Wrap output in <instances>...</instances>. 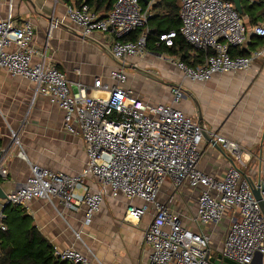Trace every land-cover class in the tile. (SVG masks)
Here are the masks:
<instances>
[{
  "label": "built area",
  "instance_id": "2783aa9c",
  "mask_svg": "<svg viewBox=\"0 0 264 264\" xmlns=\"http://www.w3.org/2000/svg\"><path fill=\"white\" fill-rule=\"evenodd\" d=\"M150 17L139 0H116L103 18L88 5L66 6L67 21L83 37L111 36V54L124 62L146 56ZM180 19L181 36L206 55L204 64L196 68L175 62L190 82L203 84L217 75L245 72L255 61L264 60V46L248 56L232 57V51L247 46L252 37L264 40V24L251 26L230 2L180 0ZM58 25L56 21L54 26ZM138 30L144 32L136 41H123ZM175 37L172 31L160 42L172 47ZM34 40V25L18 24L10 6L8 16L0 21V69L33 84L34 100L48 98L64 111V129L82 138L87 161L77 175L31 165L25 184L0 200L1 232L7 230L6 206L26 208L36 200L58 201L70 212H84L89 226L107 199H123L142 203L128 207L125 223L139 225L154 208L153 220L143 233L149 264H214L211 260L219 255L234 264H252L258 255L264 256V215L255 195L258 190L264 202V167L261 164L257 174L249 172L251 153L214 133L210 137L230 152L233 162L221 179L203 172L204 130L179 108L186 98L182 85L171 88L169 104L144 100L127 85L129 76L119 66L107 81L96 78L90 90L70 82L50 61L48 41L44 50H38ZM10 132L11 147H0L2 178L8 176V163L15 155L26 159L18 134ZM167 181L176 191L185 185L200 190L193 222L210 233L189 229L158 202ZM222 223L229 227L218 251L214 240ZM53 255L69 264H104L73 248L54 246Z\"/></svg>",
  "mask_w": 264,
  "mask_h": 264
},
{
  "label": "crops",
  "instance_id": "0c3cea01",
  "mask_svg": "<svg viewBox=\"0 0 264 264\" xmlns=\"http://www.w3.org/2000/svg\"><path fill=\"white\" fill-rule=\"evenodd\" d=\"M231 4L234 6L233 3ZM147 5L151 16L149 30H156L158 25L162 28L173 27L171 31L181 27L180 18L178 25L174 26L171 22L166 0H153ZM241 5L243 15L246 16L251 26L264 24V0H241ZM10 6L18 24L28 21L34 25V46L38 50H44L45 43L49 42L48 56L50 61L67 76L70 82L80 83L91 90L96 78L107 81L110 74L119 67L111 54L114 45L112 37L96 34L91 39L84 38L78 29L67 21V5L60 0H0V21L8 16ZM56 21L59 23L58 26H54ZM151 46V50L147 51L146 58L133 59L128 62L131 64L150 63L157 60L162 61V57L175 58L177 59L176 62L181 59L169 55L165 51L158 53L154 50L152 42ZM263 46V39L252 37L247 46L234 50L231 54L232 57H237V54L242 51L249 54ZM172 64L173 72L174 69L178 70L175 62ZM156 66L162 67L161 63ZM162 68L165 74L169 76V66L164 65ZM235 75L237 76L235 77ZM181 76L180 81L179 77L174 76L173 73L171 85H168L169 96L161 89L158 101H153L145 96L146 91L133 89L129 83L127 85L144 100L167 104L172 99L171 88L182 85L199 102L203 111L205 128L207 132L209 130L208 134H219L250 152L252 162L249 172L257 174L261 164L264 167V124L259 131L260 128H257L259 125L244 126L238 124V120H235L239 117L238 114L232 119L227 120L226 118L232 108L234 97L239 100L247 97L242 92L236 91L241 86L245 90L246 88L251 89L248 100L259 112L264 111V60L255 61L248 71L217 75L203 84L186 80L182 73ZM230 76L234 77L231 78ZM33 90V84L20 78H14L7 71L0 69V134L2 136L0 147H11L10 130H13L18 133L26 155L25 160L15 155L8 163V176L6 178L0 177V188L6 195L25 184L31 173V165H38L67 175H77L86 166L87 156L83 140L81 137L73 136L65 131L64 111L58 105L52 104L48 98L40 96L34 100ZM222 97L224 100L222 101L223 108L220 116H224V119L218 118V114L217 117L212 116L214 113L212 108L209 107L207 110L203 103L206 102L215 107L216 104L212 101L217 103L218 98L222 100ZM179 108L187 116L197 121V108L192 99L187 100L185 98ZM249 133L253 136L250 137ZM219 147L220 149L216 148L205 139L203 144L204 157L200 169L212 177L221 179L232 165L233 156L221 146ZM199 192L200 190L192 189L188 185L176 191L172 182L167 181L160 191L158 202L167 205L170 211L178 215L189 229L210 233L207 227H199L193 222L197 214ZM132 204L135 206L142 205L141 202L131 203L123 199H107L89 226L85 223L84 212H70L58 201L50 203L46 200H36L31 202L25 210L33 218L34 224L41 234L53 246L60 249H76L90 259H97L104 264H149L150 249L143 242V233L153 220V207L148 212L150 213L149 221L145 220L144 217L145 219L141 220L139 226L134 224L129 227L117 223L118 226H115L116 239L113 240L115 243L113 246H104L101 242L102 239L100 243L99 240L97 243L94 241L99 237L105 238L102 233L99 237L95 234L106 229L107 224L112 223V214L124 216ZM121 227H126V232L130 234L131 239L127 235V240L124 241L119 234ZM83 239L90 242L91 250L85 249Z\"/></svg>",
  "mask_w": 264,
  "mask_h": 264
},
{
  "label": "trees",
  "instance_id": "16d2710c",
  "mask_svg": "<svg viewBox=\"0 0 264 264\" xmlns=\"http://www.w3.org/2000/svg\"><path fill=\"white\" fill-rule=\"evenodd\" d=\"M66 5L82 6L88 5L90 9L105 17L112 9L116 0H60ZM144 8H147L153 0H139ZM180 0H166V6L170 12V20L175 25L180 22ZM159 6V5H158ZM156 6V7H158ZM151 17L148 22V28ZM173 27L162 28L157 26L156 30H149L147 51L151 50V42L154 50L158 53L167 52L174 57H180V61L188 67L196 68L204 64L206 55L190 46L180 34V28L174 29L176 37L173 46L167 47L160 42L161 35L170 33ZM150 29V28H149ZM143 30H138L125 38L123 41H136ZM172 32V31H171ZM153 50V48H152ZM242 51L237 56H248ZM1 146V142H0ZM3 220L7 227L5 232L0 231V264H69L60 262L53 255V245L45 238L33 218L27 214L25 208L8 206L4 210Z\"/></svg>",
  "mask_w": 264,
  "mask_h": 264
},
{
  "label": "rangeland",
  "instance_id": "374dc122",
  "mask_svg": "<svg viewBox=\"0 0 264 264\" xmlns=\"http://www.w3.org/2000/svg\"><path fill=\"white\" fill-rule=\"evenodd\" d=\"M147 54L148 52L146 53V56L145 58L147 57ZM162 61L160 60H157L155 62H145V63H138V67L141 68L142 70H145L151 74H153L154 76H157L159 78H161L164 83H160V82H157L155 80H152L150 78H147L146 76H143L141 75L139 72H137L136 70L132 69V68H126V74L129 77V85L131 87H133V89H136V90H144L146 91L145 93V96L151 98L153 101H158L160 99V90L162 89V91H164L166 93V95L169 96V88H168V85H171L170 82H171V76L173 75L174 73V76L177 75L179 78V80L181 81V73L179 72V70H175L174 69V72H173V64L174 62H176L177 59H173V58H167V57H162L161 58ZM144 60V59H143ZM158 63H161L162 67L164 65H168L169 68H170V77L167 76L165 74V71L163 70L162 67H158L156 65H158ZM133 64V63H132ZM164 64V65H163ZM155 66V67H154ZM172 73V75H171ZM238 75V74H237ZM235 75V77L237 76ZM231 78L234 77V76H230ZM238 93L242 92L244 94V96H247L246 98L243 97L242 99H238L237 97H234V100H233V103H232V110L230 109V113L228 114L227 116V120L229 118H234L235 115H239L238 118H235V120L237 119L238 120V124L240 125H244V126H247V125H251V126H258L257 128H260L259 131H261V128H262V125L264 124V114L263 112H259L256 107L250 103V101L248 100V96L251 94L250 91L251 89L250 88H243L242 86L240 88H238L236 90ZM188 100V99H187ZM224 100V97H222V100L218 98V102H214V100L212 101V103H215V107H213V105L211 106L210 104L206 103V102H203L204 103V106L207 107V110L209 109V107L212 108V112H214L212 114V116H216L217 117V114H218V118L220 119H224L225 117L224 116H220V112H221V109L223 108V104H222V101ZM237 100V101H235ZM210 105V106H209ZM15 132V131H14ZM16 134H18L17 132H15ZM208 133H209V130H208ZM19 136V135H18ZM249 136H253V134L251 135V133H249ZM256 151V149H255ZM113 215V218H112V223L111 224H107L106 225V229L102 230L101 232H97L95 235L97 237H99V235L102 233L105 235V238L103 239V237H99L96 238L95 243H97V241L100 243V240L102 239L103 241V245L104 246H107V247H111L113 246L115 243V239H116V234H115V226L117 227V223H120V224H125V225H128L129 227L133 226V224H130V223H125L124 221V217L125 215H118V214H112ZM150 213H148L146 216H145V220L149 221L150 219ZM144 220V221H145ZM141 224V223H139ZM145 225V224H144ZM139 226V225H137ZM140 227H142V225H140ZM229 227V223H222L220 225V227L218 228V234L214 240V243L217 245V250L219 251L220 247H221V243H222V240H223V237L225 235V233L227 232V229ZM119 234L121 235V237L124 239V241H126V237L128 235V237H130L131 239V236L130 234H127L126 232V227H121L120 230H119ZM87 239H83V243L85 245V249L89 248L91 250V246H90V242L86 241ZM114 240V241H113ZM94 243V244H95ZM100 248V247H99ZM88 250V249H87ZM87 252V251H86ZM88 253V252H87Z\"/></svg>",
  "mask_w": 264,
  "mask_h": 264
},
{
  "label": "water",
  "instance_id": "95a60500",
  "mask_svg": "<svg viewBox=\"0 0 264 264\" xmlns=\"http://www.w3.org/2000/svg\"><path fill=\"white\" fill-rule=\"evenodd\" d=\"M227 2H230V3H233L234 6H235V9L240 13V14H243V9H242V5H241V0H225ZM81 34V33H80ZM86 39H91V37H84ZM115 61L117 62V64L120 66V67H123V68H132L134 70H136L137 72H139L141 75L143 76H146L147 78H150L152 80H155L157 82H160V83H164V81L157 77V76H154L153 74L145 71V70H142L141 68H139L138 66H135L129 62H124V61H121V60H117L115 59ZM184 92L186 94V98L187 99H192L194 104L196 105V108H197V111H196V114H197V122L199 123V125L202 127V129L204 130V137L206 140L210 141L216 148L220 149V147L218 146V144H216L213 139L210 137V135L208 134L206 128H205V123H204V117H203V111L201 109V106L199 104V102L192 97V95L190 94V92H188L187 90L184 89ZM255 195H256V198L260 201V205H261V208H262V212H263V215H264V202L261 200V196H260V192L258 190H255ZM7 199V195L4 194L2 192V189L0 188V200H6ZM7 207V206H6ZM214 264H234L232 263L231 261L227 260V259H223L221 255H219L217 257V259H212L211 260ZM252 264H264V256L263 255H258L254 262Z\"/></svg>",
  "mask_w": 264,
  "mask_h": 264
},
{
  "label": "bare ground",
  "instance_id": "6f19581e",
  "mask_svg": "<svg viewBox=\"0 0 264 264\" xmlns=\"http://www.w3.org/2000/svg\"><path fill=\"white\" fill-rule=\"evenodd\" d=\"M131 221H132V222H134V223H136V222H137V220H136V219H134V218H133V219H131Z\"/></svg>",
  "mask_w": 264,
  "mask_h": 264
}]
</instances>
